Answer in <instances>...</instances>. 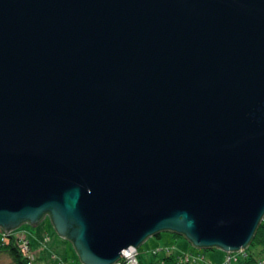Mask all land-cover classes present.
<instances>
[{"label": "water", "instance_id": "obj_1", "mask_svg": "<svg viewBox=\"0 0 264 264\" xmlns=\"http://www.w3.org/2000/svg\"><path fill=\"white\" fill-rule=\"evenodd\" d=\"M264 216V0H0V229L81 264L148 237L244 250Z\"/></svg>", "mask_w": 264, "mask_h": 264}, {"label": "rangeland", "instance_id": "obj_2", "mask_svg": "<svg viewBox=\"0 0 264 264\" xmlns=\"http://www.w3.org/2000/svg\"><path fill=\"white\" fill-rule=\"evenodd\" d=\"M19 231H23L24 236L33 244L32 251L38 259L34 261L36 264H81L72 244L58 236L48 218L43 219L35 227L24 223L14 230L15 233ZM154 250H159V253L154 255ZM165 253L203 255L197 261H182L181 264H219L224 252L219 249L196 248L186 238L176 237L171 232H162L160 238L150 236L137 247V259L140 264H157ZM234 253L241 256L240 252ZM0 264L15 263L7 254L0 253ZM228 264L241 262L233 260Z\"/></svg>", "mask_w": 264, "mask_h": 264}, {"label": "trees", "instance_id": "obj_3", "mask_svg": "<svg viewBox=\"0 0 264 264\" xmlns=\"http://www.w3.org/2000/svg\"><path fill=\"white\" fill-rule=\"evenodd\" d=\"M20 232V231H19ZM14 233V232H13ZM174 236L183 237L179 234L171 233ZM156 237L160 238L161 233L157 234ZM29 240V239H28ZM29 247L33 249V244L29 240ZM163 251L165 248H162ZM168 250V248H166ZM208 250V249H207ZM159 250L154 255H157ZM0 253L7 254L15 264H36V255L34 261L30 262L27 257H25L20 248L16 243V238L13 234H10L7 238L6 242L1 241L0 238ZM35 254V253H34ZM184 254V253H183ZM183 254H173V253H165L161 258H159V263L157 264H181L180 258ZM196 255V254H194ZM228 253H223L222 260L219 264H228L230 262H225V258ZM236 256L234 261H240L241 264H259L260 261H264V216L261 219L259 225L257 226L254 235L249 243V245L241 252V256L239 257L237 254L232 253L231 256ZM38 260V259H37ZM137 264H140L139 261Z\"/></svg>", "mask_w": 264, "mask_h": 264}, {"label": "built area", "instance_id": "obj_4", "mask_svg": "<svg viewBox=\"0 0 264 264\" xmlns=\"http://www.w3.org/2000/svg\"><path fill=\"white\" fill-rule=\"evenodd\" d=\"M10 234H13L16 238V243L20 248L22 254L28 258L30 262L34 261L35 254L33 253V249L29 247V240L24 236L23 231L19 233L10 232L9 234L5 233L3 230L0 229V238L1 241L6 242L7 238ZM133 252L130 253V250H124L121 253L120 258L114 262L113 264H137V249L132 250ZM157 250H154L153 253H156ZM129 253V254H128ZM124 254H127L126 256ZM203 256L201 255H192V254H183L180 258V262L182 261H197L201 259ZM236 256H231L228 254L225 258V262H230L231 260H235ZM162 264V263H161ZM259 264H264V261H260Z\"/></svg>", "mask_w": 264, "mask_h": 264}, {"label": "bare ground", "instance_id": "obj_5", "mask_svg": "<svg viewBox=\"0 0 264 264\" xmlns=\"http://www.w3.org/2000/svg\"><path fill=\"white\" fill-rule=\"evenodd\" d=\"M131 252H133V251H131ZM131 252H130V253H131ZM128 254H129V253H128ZM124 255L126 256L127 254H124Z\"/></svg>", "mask_w": 264, "mask_h": 264}, {"label": "crops", "instance_id": "obj_6", "mask_svg": "<svg viewBox=\"0 0 264 264\" xmlns=\"http://www.w3.org/2000/svg\"><path fill=\"white\" fill-rule=\"evenodd\" d=\"M156 237V236H155ZM158 238V237H157Z\"/></svg>", "mask_w": 264, "mask_h": 264}]
</instances>
